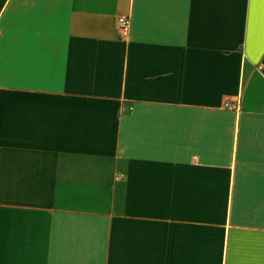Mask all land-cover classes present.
<instances>
[{
    "label": "crops",
    "instance_id": "crops-1",
    "mask_svg": "<svg viewBox=\"0 0 264 264\" xmlns=\"http://www.w3.org/2000/svg\"><path fill=\"white\" fill-rule=\"evenodd\" d=\"M0 264H264V0H0Z\"/></svg>",
    "mask_w": 264,
    "mask_h": 264
},
{
    "label": "built area",
    "instance_id": "built-area-1",
    "mask_svg": "<svg viewBox=\"0 0 264 264\" xmlns=\"http://www.w3.org/2000/svg\"><path fill=\"white\" fill-rule=\"evenodd\" d=\"M117 27L124 39H127L130 32V19L129 17H120L117 20ZM228 106V104H226Z\"/></svg>",
    "mask_w": 264,
    "mask_h": 264
}]
</instances>
